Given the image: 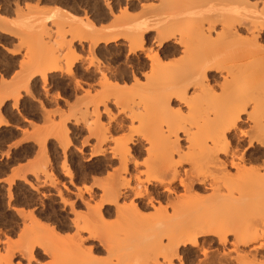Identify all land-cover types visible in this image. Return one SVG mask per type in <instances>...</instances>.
<instances>
[{"label": "bare ground", "instance_id": "obj_1", "mask_svg": "<svg viewBox=\"0 0 264 264\" xmlns=\"http://www.w3.org/2000/svg\"><path fill=\"white\" fill-rule=\"evenodd\" d=\"M113 4L117 5V16L115 8L106 1L104 5L107 12L100 7L98 10L96 6L97 10H92V15L95 12L93 19L85 16V22L82 19L78 21L84 22L82 25L76 23L72 9L69 11L62 7L54 10L52 13L56 18L74 22L79 28L74 26V31L69 29L71 32L66 30L69 32L57 34L60 38L56 41L52 40V34L46 28V33L41 31V34L40 31L37 33L39 29H35L38 36L33 35V40L35 43L40 41L41 47H37L43 49L45 59L33 63L31 61L34 58L31 60L28 58L30 55L24 53L33 66L36 64L30 67L27 60L20 62L19 73L16 71L14 79L10 77V81H6L4 76L14 70L16 61L9 58L4 62V58V63H0V72L3 68V74L0 75V111L6 107L8 100H12L11 107L16 109L21 99L20 90H25L27 97L38 102L40 111L46 115L43 114L45 120L56 114L60 117L58 124L48 119L52 123H49L48 134H44L46 131L43 133L46 136L41 140L42 146L47 138L53 137L58 142L57 146L63 142L64 151L67 150L70 130H67L66 125L71 121L74 126L83 127L94 140L93 144L87 145L90 151L87 159L95 161L85 169L84 175L80 171L75 174L66 160L61 162L62 176L69 180L68 183L73 185L75 175L80 181L90 175L94 179L104 175L103 179L93 180L95 189L91 185L83 192L80 187L74 186L76 201L70 202L67 188L63 187L65 192L61 190L57 187L56 179H51L52 172L47 174L51 161L46 155L42 154L46 157L44 163H30V171L33 170L29 173L33 172L35 178L39 171L43 175L47 174V183L55 188L61 208L73 214V218L69 220L65 212L54 210L48 214L49 210L41 204L44 219L54 221L55 226L49 230L48 227H42L44 224L40 225L43 221L40 223V218L34 213L28 215L22 209L12 208L19 217L23 215L20 220H23V231L20 233L25 237L20 235L22 241L17 243L16 249L12 248L14 243L9 241V237H6L8 240L5 238L7 242L2 243L6 249L3 247L2 254L0 250V263L11 264L17 252L27 264H35L36 259L43 257L49 259L44 264H264V111L261 110L264 109V0H118L117 4ZM27 5L24 4L29 7ZM137 8L138 15L131 16L130 11ZM29 9L32 10V7L27 8L31 13ZM30 13L28 17H31ZM106 21L108 24L102 27ZM7 24L11 27L5 28ZM69 24L67 26L70 28ZM39 25L34 26L38 28ZM15 27L4 16H0V48L5 51V45L10 44L11 38L20 33L21 29L16 34ZM22 30L17 36L27 37L24 33L29 31ZM1 35L11 37H6L9 42ZM110 45L121 52L115 53L114 48L111 52ZM20 47L18 50L9 47L6 53L16 57L20 54L17 52L21 50ZM179 53L188 57V61L184 57L186 62L182 60L180 64H163L164 60ZM138 54H142L143 58H138ZM83 56L91 57L86 66L83 65ZM121 58L123 64L120 66L118 62ZM63 62H67L64 68ZM77 63L83 65L80 70L78 67L75 70ZM145 69L150 72L146 78L143 77ZM56 75L71 80L74 92L85 90L82 85H87L88 89L83 95L80 94V99L77 100L74 95L77 103L74 107H77L75 112L78 115H74L73 106V112L67 106L71 113L68 116L62 108L45 110V106L49 105L44 99L47 102L62 99L61 94L53 98L50 95V98L47 93L49 80ZM141 78H145V81L142 82ZM36 79L44 90V97L38 96L39 91L35 93L32 89ZM89 82L96 83L100 90L91 94L93 88ZM120 82L123 85L120 86ZM44 102L47 105L44 106ZM110 104L120 109L116 113L112 112ZM183 111L186 117L182 119ZM2 115L0 128L8 127V121ZM243 121L249 122L246 128L241 126ZM134 122L140 128L144 127L139 131L136 125V135L141 134L138 133L141 131L152 134L147 137L149 141L146 136H141L151 150L149 147L144 148L142 138L137 140L130 137L126 141L121 140L123 138L114 139L120 133L129 132ZM45 129L42 127V130ZM155 137L161 142L156 144L159 148L153 153L155 142L152 139L156 140ZM38 142L40 146V140ZM77 152L82 153L81 149H77ZM140 157L143 158L142 163ZM184 163H187L188 169L182 166ZM115 164H118V168H114ZM19 173L23 174L22 171ZM29 188L33 192L37 191L32 184H29ZM177 189H181L184 194L177 196ZM188 195L193 201L190 206ZM184 196L189 200L186 207L183 206L186 205L183 204ZM11 197L7 199L11 200ZM41 197L46 196L42 194ZM180 198L184 199L181 201ZM78 207H83L86 212H76ZM149 209L154 211V217L142 215ZM155 213L161 214L162 219L159 216L157 218ZM26 214L28 216L25 218H29L33 224L31 228L30 222L28 226L26 224L28 219H24ZM111 216H116V221L120 223L115 222V230L124 223L120 222L123 219L133 222L130 239L126 236V230H123L126 234L118 230V236H124L122 242L114 243L109 239L104 220ZM3 219L0 215V225ZM70 226L74 230L72 247L63 252L64 248H60L62 241L55 233L69 230ZM28 228L34 231L36 237L28 239ZM83 232L88 236L83 238ZM118 236L115 235L116 238ZM122 246L124 248L121 250ZM212 248L214 251L210 253ZM118 249L121 253L116 256L113 252ZM124 249L129 251V255L127 251L124 254ZM69 251L72 253L69 254ZM100 253L105 256L96 258L97 254L101 256ZM111 253L112 258L116 256V262L112 260Z\"/></svg>", "mask_w": 264, "mask_h": 264}, {"label": "rangeland", "instance_id": "obj_2", "mask_svg": "<svg viewBox=\"0 0 264 264\" xmlns=\"http://www.w3.org/2000/svg\"><path fill=\"white\" fill-rule=\"evenodd\" d=\"M106 1H107V3H109V4H111L114 8H115V12H116V15L115 16H117L118 15V12H117V5L116 6H114L115 4H113V2L114 3H116L117 4V1L118 0H0V16H4L5 18H6V20L7 21H9L10 23H13V26L15 27V31H16V34L19 32L18 30H22V27H24V32H25V29H26V31H29V32H26V33H24V35L25 36H27V37H23L22 38V36L19 38L17 35L18 34H20L21 33V30H20V33H18L15 37H8V36H6V37H8V38H11V40L12 41H10V44H8V45H5V49H7V51L11 48V50H15V49H17L18 47H20V51H17V52H19L20 54H18V55H16V57L14 56V57H11L10 55H8L6 52L7 51H5L4 49H2V48H0V63H1V61L4 59V58H6V59H4L3 61L4 62H7V59L9 60V58H12V59H14L15 61H16V63H14V70H12L11 71V73L10 74H8L7 76L5 75L4 77H6L5 79H6V81H10V77H12V79H14V75L17 73L16 71H18V73H19V68H18V65L20 64V62H24V60L26 61L27 59V57H26V55H24V53H26L27 54V56H29L30 55V57H28L29 59L31 58V60H32V58H34L31 62H37L38 61V59H43L44 58V56H45V53H43V49H41L40 47H41V44L39 43L40 41H39V39H38V41L39 42H34V40H33V38H34V36H38V35H36L37 33H39V31H40V34H41V31H42V33H44L45 31V28H46V31H48V33H50L51 32V34H52V40L53 41H56V40H59V38H58V36H56L57 34L59 35L60 33L62 34L63 32H65L66 30H71V31H74L75 30V28L77 27V28H79V26L77 25V24H83L85 21L84 20H86V19H84V18H86L85 16H87V18L88 17H90V19H93L94 17H92V16H94L95 15V12H94V14L92 15V13H93V11H95V7L97 6V8H98V10H100V8L102 9H104V11H105V13L107 12V10H106V8H105V5L104 4H106ZM16 2V3H15ZM92 2H93V4H92ZM34 3V4H33ZM24 4H25V6L27 5V6H29V7H25L24 6ZM65 4V5H64ZM100 4V5H99ZM67 5V6H66ZM72 5H74V6H72ZM94 5V6H93ZM17 6V7H16ZM30 6L32 7V10L31 9H29V10H31V13H30V11H28L27 10V8H30ZM90 6V7H89ZM63 7V9H66V10H68V9H70L69 11H71V9L73 10L72 12V14H73V17H74V19L75 20H77V24H74V22L72 23V22H70V21H67V20H62L61 18H56V16H54L53 15V13L52 12H55L54 10H56V9H58V8H62ZM78 7V8H77ZM94 7V8H93ZM100 7V8H99ZM35 8V9H34ZM37 8V9H36ZM82 8V9H81ZM43 9V10H42ZM39 10V11H38ZM93 10V11H92ZM97 10V9H96ZM138 10V11H137ZM137 10H133L132 12L130 11V15L131 16H134V15H136L137 14V12H139V8H137ZM21 11V12H20ZM85 11V12H84ZM17 12V13H16ZM27 12H29L30 13V15H31V17L29 16L28 17V15H29V13H27ZM77 12V13H76ZM84 12V13H83ZM90 12V13H89ZM115 12H114V14H115ZM134 12V13H133ZM35 13V14H34ZM45 13V14H44ZM25 14H27V15H25ZM33 14V15H32ZM44 14V15H43ZM85 14V15H84ZM138 15V14H137ZM49 16H51V17H49ZM81 16V17H80ZM17 17V18H16ZM36 17V18H35ZM37 17L38 18H40L39 20H41L42 18V21H39L38 19H37ZM42 17V18H41ZM30 18H32V19H30ZM35 18V19H34ZM26 19V20H25ZM27 19H29V22H28V20ZM34 19V20H33ZM82 19V20H81ZM84 19V20H83ZM31 20V21H30ZM33 20V21H32ZM79 20H81V21H84L83 23H78V21ZM39 21V22H38ZM45 21V22H44ZM62 21H63V24H62ZM38 22V23H37ZM64 22H65V24H64ZM68 22L69 23H71L72 24V26H71V24H69L70 25V28H69V26H67L68 25ZM19 23V24H18ZM39 23H40V25H39ZM16 24V25H15ZM23 26H22V25ZM36 24H38L39 25V27L38 28H36L34 25H36ZM74 24V25H73ZM105 24H108V22L106 21V22H104L101 26L103 27V26H106ZM48 25V26H47ZM65 25V26H64ZM47 26V27H46ZM74 26H76V27H74ZM11 26H9L8 24L5 26V28H10ZM31 27H34V29L32 28L31 29ZM68 27V28H67ZM73 27H74V29H73ZM42 28V29H41ZM58 28L60 29V30H58ZM63 28V29H62ZM35 29H39L38 30V32H37V30H35ZM50 29V30H49ZM52 29V30H51ZM22 30V31H23ZM63 30V31H62ZM69 30V31H70ZM18 31V32H17ZM37 33H36V32ZM61 31V32H60ZM69 31H66L65 33H67V32H69ZM70 31V32H71ZM35 32V33H34ZM53 32V33H52ZM58 32V33H57ZM23 33V32H22ZM46 33V32H45ZM39 34V35H40ZM23 35V34H22ZM34 35V36H33ZM2 37L4 36V35H1ZM33 36V37H32ZM5 36H4V38H5V40H7V42H9V39H7ZM22 38V39H21ZM36 39L35 40H37V37H35ZM25 40L24 42H22L21 43V41L20 40ZM56 39V40H55ZM32 40V41H31ZM29 41V42H28ZM19 44H18V43ZM27 42H28V44H27ZM12 43V44H11ZM25 43V44H24ZM33 43V44H32ZM21 44V45H20ZM27 45V46H26ZM32 45V46H31ZM37 46H40V47H37ZM111 47V49H109V50H112L111 52H113L114 51V49H115V53L117 52L118 53V51H120V50H118L117 51V48H114L115 46L114 45H110ZM263 46H264V44H263ZM10 47V48H9ZM13 47V48H12ZM26 47H28V49L26 48ZM9 48V49H8ZM27 49V51H26V49ZM30 48V49H29ZM114 48V49H113ZM19 49V48H18ZM17 49V50H18ZM10 50V51H11ZM32 50H33V52H32ZM36 52H35V51ZM38 50H39V52H38ZM41 50V51H40ZM29 51V52H28ZM38 52V53H37ZM40 52H42V53H40ZM45 52V51H44ZM121 52V51H120ZM119 52V53H120ZM37 53V54H36ZM41 54V55H40ZM41 56L40 58H39V56ZM43 55V56H42ZM179 55V56H178ZM24 56V57H23ZM34 56V57H33ZM38 58H37V57ZM22 57V58H21ZM36 57V58H35ZM73 57V56H72ZM83 57H85V56H83ZM86 57H88V56H86ZM85 57V59H84V61H83V65H87V63L86 62H89L90 60H91V57H88V58H86ZM185 57V56H184ZM183 57V54L182 53H179V54H177V55H175V56H173V57H171V58H168V60H170V61H168L167 59V61L166 60H164V63L163 64H168V62L169 63H171V64H173V63H175V62H177V64H178V62H179V64H180V62L182 63V60H183V62L185 61V58H186V61H188L187 59H188V57H185L184 58ZM89 58H90V60H89ZM138 58H143V55L142 54H138ZM12 59H10V60H12ZM28 59V60H29ZM45 59V58H44ZM73 59V58H72ZM87 59V60H86ZM20 60V61H19ZM27 60V62L26 63H28V62H30V61H28ZM36 60V61H35ZM69 60H71V59H69ZM174 60V61H173ZM180 60V61H179ZM2 61V62H3ZM13 61V60H12ZM119 61V60H118ZM166 61V62H165ZM185 61V62H186ZM3 62V63H4ZM31 62L29 63L30 64V67H32L33 65V63L31 64ZM38 63V62H37ZM39 63H41V62H39ZM67 63V62H66ZM66 63L64 64V62L62 63L64 66H63V68L65 67V65H66ZM119 63V64H118ZM116 62L115 64L117 65H122L123 64V58H121L120 59V61L119 62ZM6 64V63H5ZM36 64V63H35ZM35 64H34V66H35ZM61 64V65H62ZM28 65V64H27ZM80 65V63H77L76 64V68H75V70H77L78 68H79V70H80V68L83 66H79ZM168 65H170V64H168ZM33 66V67H34ZM78 67V68H77ZM17 68H18V70H17ZM3 69V68H2ZM1 69V72L3 71ZM27 70H29V65H28V68H27ZM146 70V73H145V71L143 72L144 73V75H143V77L145 76V78H146V75L147 76H149L148 74L150 73L149 72V69H145ZM0 72V75H2L3 73H1ZM28 72V71H27ZM149 72V73H148ZM55 77V78H54ZM54 77H52L51 79L52 80H49L50 81V83H49V81H48V87H49V85H50V87L48 88V90H47V93H49L48 95H49V97H50V95L52 96V98H53V96H55L56 94L57 95H59V94H61L60 96H61V100H54L57 104H55V102L53 101V100H49L48 102H47V100H45L44 98V100L41 98V100H43V101H45L49 106H45V105H47V104H45V102H44V106H45V110L46 111H54L55 109H60V110H62L65 114H66V116H68V115H71V113H70V111H72L73 112V109H72V107L71 106H77V103H76V99L78 100V98L80 99L81 97V95H83L84 94V92H85V90L86 89H88V87H87V85H85L84 83V85H82L83 87H82V89H85V90H80V89H78L77 90V92L75 91H73V83L71 82V80H69L68 81V79L65 77V76H60V75H56V76H54ZM145 78H141V81L142 82H144L145 81ZM9 79V80H8ZM36 81V82H35ZM34 82H33V84H32V89H34V91H35V93L36 92H38L37 94H38V96H40L41 95V97H44V96H42V94L44 95V90H42V88H40L41 87V84L38 82V79H36ZM71 82V83H70ZM84 82V81H83ZM39 83V84H38ZM61 83V84H60ZM70 83V84H69ZM91 82H89V84H90ZM122 82H120L119 84H120V86L121 85H123V83L121 84ZM130 83V81L128 82V84ZM61 86H60V85ZM63 84V85H62ZM131 84V83H130ZM130 84H129V86H130ZM39 85H40V87H39ZM70 85V86H69ZM90 86H92V88H93V90H91V94H94V93H96V92H98L99 90H100V88H99V86L98 85H96V83H91L90 84ZM94 86V87H93ZM98 88V89H97ZM66 89V90H65ZM24 92H26L25 90H23V89H21L20 90V101L18 102L19 104H17V107H16V109H18V110H16V109H12V107H11V105H12V100H8V102H7V105H6V107L3 109V110H1L0 111V114L2 115L3 114V112L5 113V114H3L2 116H3V118H6L5 120L6 121H8V124H9V126L8 127H1L0 128V179H1V181H0V215L4 218L3 219V222L1 223V225H0V243H2V242H4V241H6V237L8 236L9 238V241L11 242V243H14V246H13V244H11L12 246V248H14L15 247V249L16 248H18L17 246V243L19 244L20 243V241H22L20 238H22V237H25V236H23V234L22 233H20V231L22 230V225H23V220L22 221H20L22 218L21 217H23V215L21 216L20 215V217H19V215H16L15 214V212L13 211L14 209L15 210H21L22 209V211H24V212H26L28 215H31L30 213H34L33 215H35V216H37V217H39L40 218V223H41V220L43 221L40 225L42 226L43 224H44V226H42V227H44V228H47V229H49L50 230V227L51 226H53L54 225V221L53 220H50V219H44V216H45V213H44V207H46V209H48L49 210V212H48V214H50V213H52L51 212V210H54V211H59V212H61V213H64L65 212V214L69 217L68 219L69 220H71L72 218H73V214H71L68 210H66V211H63V209L61 208V204L58 202L59 201V199H58V197L56 196V194H55V188L54 187H52V186H49V183H47L48 182V180H47V178H46V176H47V174H51V173H49V172H52V176H50L51 177V179L53 180V178H54V181H55V179H56V183H57V187H59L61 190H63L64 192H65V190H64V188H67L66 190H67V192H68V194H70L69 195V197H67V198H69L70 199V202H72V201H76L75 200V198H74V195H73V193H76V191H75V188L78 186V188L79 189H81V191H85L84 189H86V188H93V189H95L94 188V186L95 185H93V183H94V181L93 180H95L96 178H98V179H103V177H104V175H99V176H97V175H95V176H97V177H95V179H94V177L93 176H91L90 175V177L88 176L87 177V179L85 178V179H81V181L80 180H78V178H77V176L75 175V177H74V179H73V185H70L68 182H69V180L67 179V178H65V177H63L62 176V167H61V164L63 163V161H65L67 164H68V166L70 165V168H71V170H73L74 171V173L75 174H77V172L78 171H80V172H82L81 174H83L84 175V171H86L89 167H91L92 166V164H93V162L95 161V159H90V160H88L87 158H88V155H89V153H90V151H89V146H87V145H89V144H93L94 143V140L93 139H91L90 137H89V135H88V133L86 132V130L83 128V127H78V126H74V124H73V122L71 121V123L69 122L68 123V125H66V127H67V130L69 131V133H68V136H70L69 138V146H68V148H67V150H65L64 151V143H63V146H62V143H60L59 145L60 146H57L58 145V142L52 137H50L49 139L47 138V140H46V142H45V144H43V146H42V143H41V140H43L44 138H45V136L48 134L47 133V129L49 128V123L51 122H49V120H52L53 122H56V124H58V119L60 118L59 117V115L58 114H56V115H54V117L52 116L50 119L47 117V120H45L46 118L45 117H43V114L44 113H42L41 111H40V108H39V104H38V102H36V101H33V100H31V98H29V97H27V92L26 93H24ZM32 92V91H31ZM42 92V93H41ZM69 92V93H68ZM33 93V92H32ZM78 93V94H77ZM82 93V94H81ZM78 96H77V95ZM81 94V95H80ZM70 95H71V97H70ZM77 97L76 99H74L75 98V96ZM133 94H131V96H132ZM74 96V97H73ZM51 98V97H50ZM73 98V99H72ZM127 98H129V97H127ZM125 99V100H129V99ZM22 100V101H21ZM65 100V101H64ZM72 100V101H71ZM125 100L123 101V102H125ZM130 101V100H129ZM54 102V103H53ZM75 102V103H74ZM51 103V104H50ZM67 103V104H66ZM71 103H72V105H71ZM65 104V105H64ZM125 104V103H124ZM33 105H34V107H33ZM55 105V106H54ZM111 105V107H109V108H111V110H112V112H117L120 108L117 106H113V104H110ZM67 106H69V108L71 107V109H70V111L68 110L69 108L67 107ZM263 106V105H262ZM33 107V108H32ZM52 107V108H51ZM56 107V108H55ZM116 107V108H115ZM54 108V109H53ZM62 108V109H61ZM77 107H74V112H75V110L77 111V109H76ZM259 108H261V107H259ZM6 109V110H5ZM117 109V110H116ZM174 109H176V108H174ZM15 110V111H14ZM259 110V109H258ZM261 110H263L264 111V109H262L261 108ZM13 112V113H12ZM40 112V113H39ZM68 112V113H67ZM262 112V111H261ZM7 113V114H6ZM78 112H75L74 113V115L76 114V115H78L77 114ZM263 113V112H262ZM19 114V115H18ZM73 114V113H72ZM183 115L181 116V118L184 116V118L186 117V113L183 111V113H182ZM264 114V113H263ZM44 116H46L45 114H44ZM122 116V115H121ZM41 117L43 118V119H41ZM179 119H181L180 117H178ZM179 119H177V120H179ZM183 119V118H182ZM181 119V120H182ZM244 119V118H243ZM44 120V121H43ZM27 121H30V123L31 122H33V123H31V125H30V123H28L27 124ZM185 121V119L182 121V123ZM47 122H48V125H47ZM59 122H60V120H59ZM176 122V121H175ZM179 122V121H178ZM52 123V122H51ZM50 123V124H51ZM177 123V122H176ZM248 123V124H247ZM15 124V125H14ZM33 124V125H32ZM55 124V123H54ZM179 124H180V122H179ZM135 125V126H134ZM138 126V123L137 122H134V124H133V126H131V129H130V127H129V132L127 131H125V132H123L122 134L120 133V134H118L117 136H115L114 137V139H116V140H118V139H121V138H123V139H121V140H129V138L131 137V138H135V139H137V140H139L140 138H142L141 136H143L144 138H145V136H146V138L150 135H152V134H148L147 135V133L146 132H143V131H141V132H138V133H141V134H135V132L137 131V130H135V132H134V129H136L137 128V126ZM180 125H183V124H180ZM249 125V122L248 121H243L242 122V124H241V126L243 127V128H246L247 126ZM128 126H130V124L128 125ZM246 126V127H245ZM36 127V128H35ZM41 128L40 130L38 129V128ZM42 127H44V128H46L45 130H42ZM139 127V126H138ZM144 128V127H143ZM143 128H140L139 127V131L141 130V129H143ZM178 128V127H177ZM37 129H38V131H37ZM35 130V131H34ZM194 131L196 130V129H193ZM46 131V133H44ZM55 131H56V129H55ZM131 131H133L132 133H131ZM145 131V130H144ZM159 131V130H158ZM157 131V132H158ZM36 134H35V133ZM53 132H54V130H53ZM143 132V133H142ZM156 132V134H158ZM43 133L44 134H46L45 136L43 135ZM29 134H30V136H29ZM35 134V135H34ZM42 134V135H41ZM154 134H155V132H154ZM40 135V136H39ZM124 137H123V136ZM26 137H28V138H26ZM44 137V138H43ZM89 137V138H88ZM118 137H120V138H118ZM153 137V139H154V135L152 136ZM139 138V139H138ZM144 138H142L141 140H142V145L144 146V148L145 149H147L148 147H149V149L151 150L152 148L150 147V146H148L149 144H148V142H145L144 143V141H145V139ZM151 138V137H150ZM157 138V139H156ZM33 139H36V141L38 142L39 140H40V146H39V142L37 143L35 140H33ZM85 139V140H84ZM148 139V138H147ZM146 139V140H147ZM152 139V141H154L155 142V144L153 143V150H152V152L154 153L156 150H158V148H157V145L156 144H159L160 142H159V140H158V137H155V139L156 140H158V141H156V140H153ZM10 140V141H9ZM83 140L85 141V142H83ZM140 140V141H141ZM150 139H148V141H149ZM233 140H234V138H233ZM57 142V143H56ZM36 143V144H35ZM84 143V144H83ZM86 143V144H85ZM19 144V145H18ZM112 144V143H111ZM37 145H38V147H37ZM156 145V146H155ZM62 146V147H61ZM110 146H112V145H110ZM146 146V147H145ZM161 146V145H160ZM44 147V148H43ZM46 147V148H45ZM78 147V148H77ZM30 148V149H29ZM38 148V149H37ZM156 148V149H155ZM161 148V147H160ZM77 149H81V151H82V153L80 154V153H78L77 152ZM38 150H40V151H38ZM63 150V151H62ZM39 152V153H38ZM46 154H45V153ZM151 152V153H152ZM6 153V154H5ZM22 154V155H21ZM46 155V157L51 161V167H49V169L47 168V174H45L44 173V175H45V178H44V175L43 174H41L40 173V171L39 172H37L38 174H37V176H36V178L32 175V173L30 174L29 172H31L30 171V167L29 166H31L32 167V165L31 164H38L39 162H41V164L42 163H44V161H45V159H46V157L45 156H43V155ZM63 155L65 156V158L63 159ZM87 155V156H86ZM42 156V159L40 158ZM143 156V158H147V156L146 155H142ZM141 156V157H142ZM145 156V157H144ZM15 157V158H14ZM140 157V161H141V163H142V159L143 158H141ZM39 158H40V160H39ZM20 160V161H19ZM37 160V161H36ZM39 160V161H38ZM43 161V162H42ZM139 161V162H140ZM18 162V163H17ZM36 162V163H35ZM62 162V163H61ZM31 163V164H30ZM40 164V165H41ZM185 164V163H184ZM187 164V163H186ZM182 165L185 169H188V165ZM82 165V166H81ZM118 164H115L114 165V168H118V166H117ZM18 166H19V168H18ZM25 166H28V167H25ZM2 168V169H1ZM6 168V169H5ZM23 168V169H22ZM25 168V169H24ZM26 168H27V170H26ZM87 168V169H86ZM12 171H11V170ZM50 169H52L51 171H49ZM75 169V170H74ZM84 169V170H83ZM86 169V170H85ZM142 169H144V168H142ZM141 169V170H142ZM14 170V171H13ZM20 170V171H19ZM25 170V171H24ZM10 171H11V173H10ZM23 172V174L21 175V173H19V172ZM56 173H55V172ZM14 172V173H13ZM28 172V173H27ZM12 173H13V175H12ZM17 173H18V175L19 176H24V177H19L18 175H17ZM34 174H36V173H34ZM16 175L18 176V177H16ZM42 175V176H41ZM54 175V176H53ZM5 178H4V177ZM9 176V177H8ZM13 177H15V178H13ZM39 177V178H38ZM11 178V179H10ZM13 179V181L12 182H10L11 180ZM20 179V180H19ZM24 179V180H23ZM36 179V180H35ZM38 179H39V181H38ZM10 180V181H9ZM43 180H45L44 182H43ZM47 180V181H46ZM83 180V181H82ZM27 181V182H26ZM41 181V182H40ZM7 182H8V184H7ZM39 184H37V183ZM40 182V183H39ZM11 185H10V184ZM44 183H46L45 184V186H42V185H44ZM29 184H32V185H34L36 188H37V191L35 192H33V190H31L30 188H29ZM37 184V185H36ZM48 184V185H47ZM63 185V186H62ZM86 186V187H84V186ZM92 185V186H91ZM9 186V187H8ZM41 186V187H40ZM74 186H76L75 188H74ZM82 186H83V188H82ZM91 186V187H90ZM8 187V188H7ZM43 187H45V188H43ZM64 187V188H63ZM54 191H53V190ZM2 190V191H1ZM70 190V191H69ZM14 191V192H13ZM40 193H39V192ZM48 191V192H47ZM75 191V192H74ZM7 192V193H6ZM9 193V194H8ZM37 193V194H36ZM50 193V194H49ZM10 194H11V196H10ZM41 194V195H40ZM42 194L44 195V196H46L45 198H43V197H41L42 196ZM55 194V195H54ZM182 194H184L183 192H182V190L181 189H177V196L179 195H182ZM7 195H9L10 197H11V200H8L10 197L9 196H7ZM7 196V197H6ZM48 196V197H47ZM188 196H190V195H188ZM201 196H203V195H201ZM9 197V198H8ZM85 197L87 198V196H86V194H85ZM8 198V199H7ZM66 198V197H65ZM66 198V199H67ZM184 198H185V200H187V199H189V200H187V201H185V200H183L184 202H183V204H186V205H183V206H187V203H188V201H189V203H188V206H190L189 204H191V201H192V199H191V196L190 197H185L184 196ZM184 198H182V199H184ZM187 198V199H186ZM68 199V200H69ZM182 199L180 198V200L182 201ZM8 201V202H7ZM193 202V201H192ZM7 204V205H6ZM11 204V205H10ZM42 204V205H41ZM180 205L179 206H182V203H179ZM193 204V203H192ZM191 204V205H192ZM43 207H41V206ZM8 206V207H7ZM163 206V205H162ZM165 206V205H164ZM163 206V207H164ZM176 206H177V204H176ZM12 208H14L13 210H12ZM158 209H159V207H157ZM160 208H161V206H160ZM181 208V207H180ZM62 209V210H61ZM264 209V208H263ZM70 213H68V212ZM149 211V212H148ZM261 211H262V209H261ZM29 212V213H28ZM36 212V213H35ZM76 212H80V213H85L86 211H85V209L83 208V207H78L77 209H76ZM151 212V213H150ZM145 213H148V214H145ZM152 213H154V211L153 210H151V209H149V210H147V211H144L143 213H142V215L143 216H150V215H154V214H152ZM159 213V212H158ZM161 213V212H160ZM24 215V219H28V222L26 223L27 224V226L29 225L28 223L30 222V225H29V227L31 228L32 226H33V224H31L32 222H31V220H29V218H25V216H28V215ZM42 214V215H41ZM162 214V213H161ZM161 214H160V216L158 215V214H156L155 213V215H156V217L157 218H159V217H161L160 219H162V216H161ZM262 215H264V213L262 214ZM151 216V217H152ZM159 216V217H158ZM43 217V218H42ZM71 217V218H70ZM116 217V216H115ZM115 217H113V216H111V217H109V218H106L105 220H104V222H105V224H106V229H107V231H108V235H109V239L111 240V241H113L114 243H120V242H122L123 241V238H124V236H121V235H119L118 236V230H121V231H123V230H126V233H127V235L126 236H130L131 234V228H132V223H131V221H129V220H127V219H123V221H120L121 223L122 222H124L123 224H125V225H123V224H121L120 226L123 228V229H120V228H118V230H115V229H117V227H116V223L115 222H117L116 220H117V217H116V219H114ZM154 217V216H153ZM155 217V218H156ZM13 219V220H12ZM152 219V218H151ZM159 219V220H160ZM12 220V221H11ZM120 220H122L121 218H120ZM125 220V221H124ZM153 220V219H152ZM150 221V220H149ZM154 221H155V219H154ZM157 221H158V219H157ZM49 222V223H48ZM22 223V224H21ZM112 223H114L115 224V226L114 227H116V228H113V224ZM4 224V225H3ZM25 224V225H26ZM47 224V225H46ZM117 224H120V223H118L117 222ZM55 226V225H54ZM123 226H125V229H124V227ZM29 229V228H28ZM103 229H105V228H103ZM133 229V228H132ZM4 230V231H3ZM6 230V231H5ZM17 230H19V231H17ZM27 230V229H26ZM23 231V230H22ZM67 231V232H66ZM66 231H59L58 233L56 232L55 234L58 236V238L59 239H61V241L63 242H61V245L59 244L60 242H58V244H59V246H61L60 248H64V250H63V252L64 251H67V250H70L71 248L70 247H72L71 246V238H72V236H73V234H74V230H73V228L70 226V228H69V230H66ZM116 232V233H115ZM26 233V232H25ZM28 233V239H31V238H34V237H36V235L34 236L33 234H34V231L33 230H30L29 229V231L27 232ZM64 233L66 234V235H64ZM115 233V234H114ZM123 233H124V231H123ZM123 233H122V235H123ZM126 233H124V234H126ZM3 234V235H2ZM36 234V233H35ZM61 234V235H60ZM120 234V233H119ZM20 235H22V237L20 236ZM27 235V234H26ZM82 235V237L83 238H85V237H87L88 236V234H86V233H82L81 234ZM115 235H116V237L118 236V238H116L115 237ZM132 235H133V232H132ZM18 236H19V238H18ZM32 236H34V237H32ZM61 237V238H60ZM123 237V238H122ZM131 237V236H130ZM130 237H129V239H130ZM6 238V239H5ZM117 240H116V239ZM120 238V239H119ZM125 238H127V237H125ZM7 239V240H8ZM19 239V240H18ZM24 239V238H23ZM19 242H18V241ZM27 240V239H26ZM48 240V239H47ZM58 240V239H57ZM56 240V241H57ZM119 240H121V241H119ZM124 240H126V239H124ZM8 241V242H9ZM55 241V240H54ZM54 241H53V243H54ZM127 241V240H126ZM7 242V241H6ZM26 242V241H25ZM66 242V243H65ZM112 242V243H113ZM16 243V244H15ZM23 242H21V244H22ZM49 243V242H48ZM8 244H10V243H8ZM57 244V245H58ZM67 244V245H66ZM124 244V243H123ZM122 244V245H123ZM3 245H5V244H3L2 243V245H0V250L2 251L1 252V254L3 253V250L4 249H6ZM16 245V246H15ZM64 245L65 246H68L69 248H65L64 247ZM114 246H115V244H113ZM2 246V247H1ZM10 246V245H9ZM20 246V245H19ZM21 246H23V245H21ZM55 246V245H54ZM87 246V245H86ZM3 247H4V249H3ZM56 248H57V246H55ZM2 248V249H1ZM60 248H58V249H60ZM124 247L122 246V248H121V250L123 249ZM57 249V250H58ZM62 249H61V253H62ZM73 249V248H72ZM116 250H117V247H116ZM119 251H117V252H113L114 254L116 253V256H118L117 255V253L118 254H120L121 252V250L120 249H118ZM59 251V250H58ZM124 251H125V249H124ZM127 251V253L129 252L128 250H126ZM126 251H125V253L124 252H122V253H124L125 255L127 254L126 253ZM214 251V248H212L209 252L211 253V252H213ZM16 252V251H15ZM17 253V252H16ZM15 253V255H14V257L12 258L13 260H12V263L11 264H17L18 262V264H21L23 261H26L25 259L23 260L22 258H20L19 256H20V254H16ZM58 253V252H57ZM60 253V254H61ZM68 253V252H67ZM72 253V252H71ZM70 253V251H69V254H71ZM113 253H111V258L113 257ZM59 254V253H58ZM101 254V256L100 255H96V258L98 257V258H102V257H104L105 256V254L103 253H100ZM128 255H129V253H128ZM66 256H68L67 254H66ZM116 256L114 255V258L116 259ZM120 256H122V255H120ZM94 257H95V255H94ZM107 257V256H106ZM105 257V258H106ZM125 256H123V258H124ZM200 257V259L202 258L201 256H199ZM38 258V257H37ZM110 258V259H111ZM114 258H112V260L113 261H115V259ZM119 258V257H118ZM117 258V259H118ZM122 257H121V259H123ZM126 258V257H125ZM43 259V260H42ZM36 260H39V259H36ZM40 260H41V264L43 263L44 264V262H49V259L47 260V258L46 257H43V258H40ZM119 261V260H118ZM116 262V261H115ZM1 264V263H0ZM46 264V263H45Z\"/></svg>", "mask_w": 264, "mask_h": 264}, {"label": "snow or ice", "instance_id": "obj_3", "mask_svg": "<svg viewBox=\"0 0 264 264\" xmlns=\"http://www.w3.org/2000/svg\"><path fill=\"white\" fill-rule=\"evenodd\" d=\"M245 135H246V134H245ZM229 139H231V136H229ZM241 147H244V145H241ZM22 264H27V262L24 261V262H22ZM35 264H41V261H40V260H37V261L35 262Z\"/></svg>", "mask_w": 264, "mask_h": 264}]
</instances>
